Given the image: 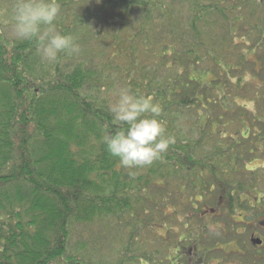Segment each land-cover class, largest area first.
Listing matches in <instances>:
<instances>
[{"label":"trees","instance_id":"1","mask_svg":"<svg viewBox=\"0 0 264 264\" xmlns=\"http://www.w3.org/2000/svg\"><path fill=\"white\" fill-rule=\"evenodd\" d=\"M15 1L29 13L59 17L54 24L62 38L70 30L97 38L101 25L126 24L137 11V33H143L146 45L156 18L169 29L153 43L162 46L156 55L165 60L164 70L176 74L161 82L130 80L137 118L122 121L103 96L110 91L97 70L85 62L68 63L65 46L51 64L44 62L38 36L42 19L25 18L37 28L18 40H9L0 23V264H109L111 254L117 257L110 264H151L165 259L153 225L163 216L164 196L202 194L211 182L240 195L264 194V0L242 5L180 0L189 10L188 32L179 38L180 48L189 50L181 52L174 44L178 25L163 0ZM259 6L261 17L254 18ZM242 10L244 18L257 19L251 29L259 36L252 41L245 35L237 44L232 39L241 37ZM103 14L102 24L92 27ZM200 49L220 72L209 85L192 77L196 57L203 59ZM246 51L256 59L247 62ZM231 55H237L233 64ZM246 73L252 81L246 82ZM151 101L146 112L143 107ZM178 107L196 117V138L175 136ZM151 122L153 132L146 130ZM144 163L148 174L138 176ZM160 185L163 196L157 201L151 189ZM83 231L88 239L73 244ZM105 247L110 255L103 254Z\"/></svg>","mask_w":264,"mask_h":264},{"label":"rangeland","instance_id":"2","mask_svg":"<svg viewBox=\"0 0 264 264\" xmlns=\"http://www.w3.org/2000/svg\"><path fill=\"white\" fill-rule=\"evenodd\" d=\"M163 1H165L164 2L165 6H167L172 10L171 11L173 14L172 23L178 25V28L175 30V32L177 33V37L175 39L176 43L174 42V44L177 46L179 50L180 45L184 42L183 40H181V42L179 43V38L183 36L185 32H188L187 30L188 29L187 20L189 18L188 4L186 3L184 5L183 3H181L180 0H163ZM232 1L233 0H226L225 2L224 1L223 2L225 5H231ZM257 1L258 0H235V3L242 5L245 2L256 3ZM101 2L102 0H98L99 4ZM22 7L23 6L19 7V5L15 0H0V23L3 28L2 30H4L6 35L10 38L9 40H18V39L27 38L30 35V32L34 28H37L36 24L35 25L26 24L28 22H26L25 18H29L31 16L32 21L36 18L35 22H38L40 19H42L43 25L41 27L40 32H38V36L39 39H41L43 42V47L41 48V54L43 55L44 62L51 64V61L54 58H56V55H58V53L62 52L61 49H63V46H65V48H67L66 53L67 55L70 56V58L68 59V63L76 64L78 62H85L89 66V68L97 70L101 76L100 78H102V80L106 83L105 88L107 89L105 90L110 91L109 93L103 92V96L107 98V100L111 103L112 109L115 110L117 115L116 119L123 121L126 120L127 118L130 119L133 117L137 118V116H135L137 115L136 112L137 103L135 99H133V97L131 96V91H130V89L135 86L132 84H138L139 82H142L143 78L149 79L154 77L161 82L164 80V78H167L168 76H172V75L175 76L176 74V72L174 71L175 69H173L172 71L164 70L163 66L165 60L160 59L158 55H156L157 51H159L162 46L156 48L153 43L155 42V40H161L165 38L167 35L166 34L167 31H169L168 27L163 26L164 22H161L156 18L154 19L153 22H151L152 24L149 26L150 30L148 31V35L150 37V40L148 41L151 42L146 43L145 45L142 43V41L146 39L143 36V33L142 35L137 33L139 31L138 21L140 15L139 13H137V11L132 12L133 13L131 15L132 17L130 18L128 23L123 25H118V24H112L110 26L101 25L105 18V15L103 14L101 21L94 22L91 25L92 27H99L101 25L100 31L102 32V34L98 35L97 38H94V36L93 37L88 36L87 38H85L83 35L84 33H80V35L77 36L75 33H73V30H70L68 34L65 35L64 38H62L60 37V35H58L57 25L54 24L55 19L59 20V17H55L52 18V20H50L48 17L49 15L47 16L46 13L44 12L42 14L36 15L35 13H29L28 9ZM259 8L260 6L257 7L256 16L254 18L261 17L262 10L260 11ZM240 13H241V17L244 18L246 10L245 11L242 10V12ZM254 18L252 19L244 18L243 22H240L238 24L239 35H241V37L237 36L236 34V38L232 39L235 43L237 44L243 43L244 40L242 37L245 35H248L249 39H252V41L255 40V39L253 40L254 37L259 36L257 31L251 29L253 27V23L257 20V19L255 20ZM220 22L222 23L224 21L221 20ZM210 29H212V27ZM205 30L207 31V29ZM135 35H136L134 39L135 48L131 50L130 39ZM188 39L190 40L189 37ZM169 42L171 43L173 42V40L169 39L167 43ZM246 48L249 49V47L243 46V50ZM187 50H189V48H187L184 45L182 46V48H180L179 51L181 52ZM200 51H199V55H201L203 59L201 61L200 59H198L199 56L196 57L197 60L195 63H199V65L197 67L198 70L192 73V77L196 78L197 81H199V83L203 85H209L210 82L216 80V74L220 72H218V69L216 70L215 64L213 62L214 59L205 55L204 51L206 50L200 49ZM246 52H247L246 54L248 55L247 62L248 61L251 62L252 60L254 61L256 59L251 51L250 52L246 51ZM223 55H225V53H223ZM236 56L231 55L228 58V61L233 64L234 62H236L234 61L236 60ZM172 57L174 56H171L169 60H171ZM221 58L222 55L217 56V60H220ZM245 65L247 64L245 63ZM187 66L188 64H186V67ZM248 66H249L248 69L253 68L252 64ZM246 67L247 66H245V68ZM246 75H247L246 82L253 80V78L250 77L249 73H246ZM130 80L132 81V84L128 83ZM254 84L257 85L261 83L257 80H254ZM249 97L252 98L253 96L250 95ZM152 101L148 103L147 107L146 105H144L143 110H146L147 112V108H151ZM157 102L158 101L154 103L153 107L157 105ZM237 103H239L241 106L247 105L245 101L238 100ZM174 111H175L174 115L176 114V116H173L172 120L174 121V127L176 129L175 136H178L180 139L183 138L193 139L199 136L198 133L199 130L197 127L195 128L194 126L196 117L194 115H190L187 112V110H182L180 107L173 110V112ZM152 126H153L152 122L148 123L146 125V130L150 131L151 128L153 132V129L156 128L155 126L154 127ZM233 129H236V127H234ZM261 164H263V161L256 162L252 166H260ZM137 171H138L137 172L138 176H146L148 174V166L146 165V163H144L143 166H141V168L138 169ZM260 175L263 178L264 172L262 171ZM245 179L246 177L244 178V180ZM179 184L180 182L177 183L176 188H178L177 186H179ZM161 186L162 185H160L159 187L155 186L154 188L151 189V194L158 195L156 198L158 199L157 201H161L160 198L163 196L160 194V190L162 191L163 188ZM260 186H261L260 190L264 192V182H262ZM173 193L174 196L177 197V200H179L178 197L180 198L181 195L178 194V191H175ZM259 194L260 193L257 194L255 191L244 193V195H247V197H249L251 201L255 196L257 197V195ZM176 205L177 206L170 209L172 215L168 217L169 221L165 217H159L160 221L153 222L155 231H157V233L163 234L164 233L163 227L165 224L168 225V222H169V228L176 229L177 225H175V222L177 220V216L179 215V211H181L180 214L182 213L184 214L190 211L189 205L187 203L185 204L184 202L180 203L179 201H177ZM100 227L101 225H99V229ZM82 233L84 235L83 236L80 235V237L77 236L74 239L73 244H75V242H78L81 239L85 241L88 239V234L84 231ZM151 233L153 232L151 231ZM110 242L111 241H108L109 244ZM173 242L174 241L170 239L169 242L170 246L174 244ZM156 243L157 242H154L153 244L154 248L158 247ZM165 244L166 243L163 242V245ZM112 246L115 252L119 250V247L116 245L115 242ZM108 247L104 248V252H103L104 255L111 254V252L107 250ZM72 251L75 252L76 251L75 248H73ZM116 257H117L116 254H111L108 260L109 264L110 261L114 262V259H116Z\"/></svg>","mask_w":264,"mask_h":264},{"label":"flooded vegetation","instance_id":"3","mask_svg":"<svg viewBox=\"0 0 264 264\" xmlns=\"http://www.w3.org/2000/svg\"><path fill=\"white\" fill-rule=\"evenodd\" d=\"M211 183L202 194L162 198V217L168 221L177 201L187 200L190 211H179L176 229L168 221L164 225L165 259L151 264H264V194L251 201L236 189Z\"/></svg>","mask_w":264,"mask_h":264}]
</instances>
